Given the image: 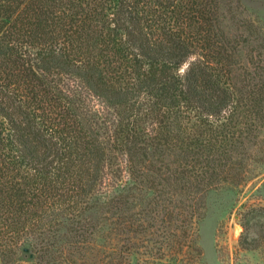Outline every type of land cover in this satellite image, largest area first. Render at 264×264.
Returning <instances> with one entry per match:
<instances>
[{"label": "trees", "instance_id": "obj_1", "mask_svg": "<svg viewBox=\"0 0 264 264\" xmlns=\"http://www.w3.org/2000/svg\"><path fill=\"white\" fill-rule=\"evenodd\" d=\"M233 2L0 0V264H180L208 195L264 179Z\"/></svg>", "mask_w": 264, "mask_h": 264}, {"label": "rangeland", "instance_id": "obj_2", "mask_svg": "<svg viewBox=\"0 0 264 264\" xmlns=\"http://www.w3.org/2000/svg\"><path fill=\"white\" fill-rule=\"evenodd\" d=\"M233 7L237 20H230L232 30L240 23L248 26L251 33L253 25L252 39L256 41L246 51L261 55L264 53V0H234ZM162 240L156 238L151 244H161ZM197 240L193 248L185 242V256L180 264H264V179L237 190L225 188L210 193ZM159 244L153 246L158 248ZM144 253L142 261L133 260L131 264H169L167 260L156 263L145 250Z\"/></svg>", "mask_w": 264, "mask_h": 264}, {"label": "water", "instance_id": "obj_3", "mask_svg": "<svg viewBox=\"0 0 264 264\" xmlns=\"http://www.w3.org/2000/svg\"><path fill=\"white\" fill-rule=\"evenodd\" d=\"M25 251H28V249H25Z\"/></svg>", "mask_w": 264, "mask_h": 264}]
</instances>
